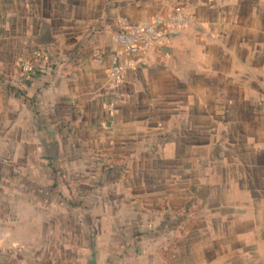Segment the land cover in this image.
Masks as SVG:
<instances>
[{"label":"crops","instance_id":"crops-1","mask_svg":"<svg viewBox=\"0 0 264 264\" xmlns=\"http://www.w3.org/2000/svg\"><path fill=\"white\" fill-rule=\"evenodd\" d=\"M0 264H264V0H0Z\"/></svg>","mask_w":264,"mask_h":264},{"label":"built area","instance_id":"built-area-1","mask_svg":"<svg viewBox=\"0 0 264 264\" xmlns=\"http://www.w3.org/2000/svg\"><path fill=\"white\" fill-rule=\"evenodd\" d=\"M188 21L184 14H173L166 16H156L152 21L122 23L117 32V41L130 51H140L155 44L165 43L171 34V28L181 27ZM126 65L121 62L118 56L114 55L110 67L113 91L107 102V106L113 113L121 109L122 92L119 90ZM26 71L32 70L31 64L24 67Z\"/></svg>","mask_w":264,"mask_h":264},{"label":"water","instance_id":"water-1","mask_svg":"<svg viewBox=\"0 0 264 264\" xmlns=\"http://www.w3.org/2000/svg\"><path fill=\"white\" fill-rule=\"evenodd\" d=\"M52 154H53V156H55L56 155V152L55 151H52Z\"/></svg>","mask_w":264,"mask_h":264}]
</instances>
